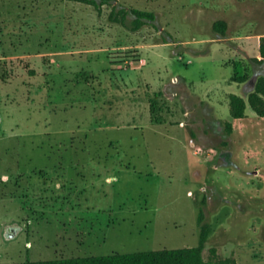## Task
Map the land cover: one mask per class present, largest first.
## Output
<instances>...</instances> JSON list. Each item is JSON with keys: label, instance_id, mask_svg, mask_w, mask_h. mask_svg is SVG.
I'll list each match as a JSON object with an SVG mask.
<instances>
[{"label": "rangeland", "instance_id": "374dc122", "mask_svg": "<svg viewBox=\"0 0 264 264\" xmlns=\"http://www.w3.org/2000/svg\"><path fill=\"white\" fill-rule=\"evenodd\" d=\"M117 2L156 19L0 0V264L198 247L201 209L205 260L264 264V0Z\"/></svg>", "mask_w": 264, "mask_h": 264}, {"label": "trees", "instance_id": "16d2710c", "mask_svg": "<svg viewBox=\"0 0 264 264\" xmlns=\"http://www.w3.org/2000/svg\"><path fill=\"white\" fill-rule=\"evenodd\" d=\"M69 2L84 4L93 7L99 14L103 13L105 6H112V11L109 14V21L125 25L126 18L131 15L133 17V30L137 31L145 25L153 23L156 19L154 12L142 11L132 8H126L118 3L117 0H67ZM119 6V7H118ZM214 30L226 37L227 23L224 20H219L214 24ZM261 58L256 61L264 60V37L260 44ZM241 62H235L234 79L237 82L246 80L244 72H239L238 68ZM264 78H261L257 84V88L251 94L249 103L252 109L264 116ZM247 102L244 98L232 95L230 98V115L233 120H242L246 115ZM234 124L232 122L226 123L228 133L233 130ZM200 225V245L193 248L183 249H163L159 251L136 252L120 254L115 253L104 256H86V257H72L62 258L55 260L25 262V263H12V264H237L236 260L232 257L222 258L217 254L216 249H211V258L204 259L203 252L209 238V226L204 220V210H200L199 214Z\"/></svg>", "mask_w": 264, "mask_h": 264}, {"label": "water", "instance_id": "95a60500", "mask_svg": "<svg viewBox=\"0 0 264 264\" xmlns=\"http://www.w3.org/2000/svg\"><path fill=\"white\" fill-rule=\"evenodd\" d=\"M1 120V119H0ZM18 228L16 227H10L6 233H5V238L7 240H11V239H14L16 236H17V233H18Z\"/></svg>", "mask_w": 264, "mask_h": 264}]
</instances>
